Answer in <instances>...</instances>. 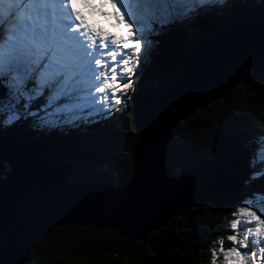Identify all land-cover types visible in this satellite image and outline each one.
I'll return each mask as SVG.
<instances>
[{"label":"trees","instance_id":"1","mask_svg":"<svg viewBox=\"0 0 264 264\" xmlns=\"http://www.w3.org/2000/svg\"><path fill=\"white\" fill-rule=\"evenodd\" d=\"M210 7L192 19L148 35L153 47L141 52L146 74L108 118L58 130H39L30 117L0 128V178L5 156L24 162L42 159L43 165H72L68 183L91 178L109 179L115 189L130 180V152L140 128L160 97L167 94L184 70L193 50L237 23L264 26V0H236ZM7 80L0 78V98ZM29 87H32L30 84ZM47 91V90H46ZM45 98L32 105L37 111ZM264 136V62L256 63L227 97L177 124L167 144L166 164L178 178L194 172L192 188L198 207L184 218L171 219L161 231L139 243H127L108 229L54 227L32 242L22 264H212L213 245L233 232L236 207L254 192L264 193V178L248 184V164ZM252 244L244 250L249 251ZM220 260V258H218ZM217 262L219 263V261Z\"/></svg>","mask_w":264,"mask_h":264},{"label":"snow or ice","instance_id":"2","mask_svg":"<svg viewBox=\"0 0 264 264\" xmlns=\"http://www.w3.org/2000/svg\"><path fill=\"white\" fill-rule=\"evenodd\" d=\"M225 0H0V78L7 80L0 98V128L32 118L41 129L64 125L104 113L121 103L139 54L153 47L148 35L192 19L207 7ZM111 5L112 11L103 9ZM99 14L114 23L118 33L90 19ZM147 46V49L145 48ZM127 78L126 83H122ZM32 87H29V85ZM47 90V91H46ZM44 97L41 109L32 110ZM103 105L104 107H97ZM43 112V115H40ZM246 183L264 178V137L250 160ZM230 222L232 247L213 250L212 264H256L257 252H242L249 241L258 247L264 264V193L246 198ZM252 225L244 227L241 225Z\"/></svg>","mask_w":264,"mask_h":264},{"label":"water","instance_id":"3","mask_svg":"<svg viewBox=\"0 0 264 264\" xmlns=\"http://www.w3.org/2000/svg\"><path fill=\"white\" fill-rule=\"evenodd\" d=\"M264 62V26L237 23L198 44L171 90L156 102L130 152V180L67 179L72 165H43L5 156L0 178V264H22L37 238L54 227L108 229L139 243L173 218L198 207L194 172L175 178L166 164L175 126L227 97L256 63Z\"/></svg>","mask_w":264,"mask_h":264},{"label":"rangeland","instance_id":"4","mask_svg":"<svg viewBox=\"0 0 264 264\" xmlns=\"http://www.w3.org/2000/svg\"><path fill=\"white\" fill-rule=\"evenodd\" d=\"M236 0H225V3L224 4H214V5H210V6H208L207 7V10H205V11H208V10H210V7H212V8H217V10L215 11V15H219L220 13L219 12H221V11H223L224 10V7H225V5H227V4H229V3H233V2H235ZM199 15H201V14H199ZM114 23V21L113 20H111V19H107V21H106V28H108V30L109 31H111V32H114V33H118V29H116V28H114V27H111V25ZM143 52V51H142ZM139 56H140V64H139V66L135 69V74L131 77V79H132V81H133V85H137L138 83H139V80H142V78L143 77H146V74L143 72V71H141V61H142V55H141V53L139 54ZM122 83H126L127 82V78H125V79H123L122 81H121ZM118 94V93H117ZM97 107H104L103 105H97ZM109 108H111V107H109ZM109 108L108 109H106V111L104 112V113H101V114H99V115H95V116H91V117H89L88 119H92V118H96V120L97 121H102V120H105L106 118H108V110H109ZM41 109V108H40ZM111 109H113V108H111ZM44 113L43 112H40V115H43ZM30 120H31V117H30ZM78 123H81V124H83L84 122H82V121H76V124H78ZM70 127L71 125H64V126H62V127H58V128H51V129H47V128H45V129H41V128H38L39 130H43V131H47V130H58V129H64L65 127ZM264 137V136H263ZM262 138V137H261ZM261 138H258L257 139V144H258V141L261 139ZM256 148H257V146H256ZM256 148L254 149V151L256 150ZM253 156V155H252ZM5 162V161H4ZM248 162V164H250V159L247 161ZM5 166H6V170H8V168H7V163L5 162ZM235 211H237V207H236V210ZM262 218H264V217H262ZM234 219H236V217L234 216L233 217V219L232 220H234ZM231 220V221H232ZM252 225H244V224H242L241 225V229H243L244 227H251ZM232 231V230H231ZM249 244H252L251 243V241H249ZM216 248H215V250H219V248H220V244H219V241H217L216 243H214L213 244ZM233 246V245H232ZM225 249H227V248H225ZM241 251L242 252H248V253H251V252H253V251H256L257 252V255H256V264H262V261H261V258H260V256H259V252H258V247L257 246H253L252 245V248H251V250H249V251H246V250H244V248L243 249H241ZM219 258H220V260H218L219 261V263L217 262V264H221V262L223 261V255L222 254H220L219 255ZM212 259H213V257H212Z\"/></svg>","mask_w":264,"mask_h":264}]
</instances>
